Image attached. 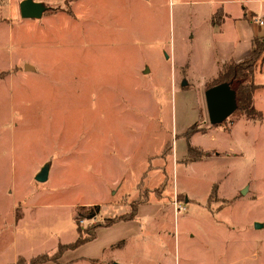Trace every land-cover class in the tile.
Instances as JSON below:
<instances>
[{
    "label": "rangeland",
    "instance_id": "obj_1",
    "mask_svg": "<svg viewBox=\"0 0 264 264\" xmlns=\"http://www.w3.org/2000/svg\"><path fill=\"white\" fill-rule=\"evenodd\" d=\"M23 1L0 0V264L54 256L78 228L145 206L139 238L84 258L114 229L43 264H264V64L262 119L212 126L205 100L215 41L200 27L225 0H33L40 19Z\"/></svg>",
    "mask_w": 264,
    "mask_h": 264
},
{
    "label": "crops",
    "instance_id": "obj_2",
    "mask_svg": "<svg viewBox=\"0 0 264 264\" xmlns=\"http://www.w3.org/2000/svg\"><path fill=\"white\" fill-rule=\"evenodd\" d=\"M256 1L264 4V0ZM225 2V4L223 2H214L213 7L208 13L206 24L200 27V37L203 38L206 35L210 37L208 45L212 44V39L215 41L212 44L211 50H209L210 53L207 55L208 60L205 61L210 63V67L214 72L212 77H208L207 82L209 80L213 81L217 77L220 68L224 64L229 62L240 63L249 59L252 54L254 40H264V25L261 26L257 21L258 18L264 19V7L257 12L247 6L249 0H225ZM194 37H197V34L193 35L191 39H194ZM200 62H202L200 58L197 60L192 58L186 64L183 62L182 65H185L182 68L195 67ZM207 82L205 84H208ZM99 206L102 213L103 208L101 205ZM149 209L153 208L145 206L143 209H139L135 220L117 222L110 227L98 228L95 240L89 243H94V241H97V237L102 236L103 233L114 231V229H123L125 234L114 240H109L108 238L101 247V254H91L84 256V258H100L104 254V251L119 242L139 238L142 233V227H140L138 221L143 217L149 218L152 216L150 215L152 210ZM116 215L106 218H115ZM106 218L104 217V219ZM89 243L84 245L87 246Z\"/></svg>",
    "mask_w": 264,
    "mask_h": 264
},
{
    "label": "trees",
    "instance_id": "obj_3",
    "mask_svg": "<svg viewBox=\"0 0 264 264\" xmlns=\"http://www.w3.org/2000/svg\"><path fill=\"white\" fill-rule=\"evenodd\" d=\"M259 62V68H261V66L264 64V40L255 39L251 57L240 63L229 62L224 64L220 68L217 77L207 85V89L224 83L228 84L230 88L236 93V111L244 113L246 117L252 120L262 119V113L257 111L254 106V94L257 89L260 88V85L256 83L255 78ZM191 133L192 132L186 133L187 139H189V137L192 135ZM195 150L196 149L194 147L189 145L188 154L191 156ZM193 161H196V159ZM83 208L84 210H86L85 208L89 209L86 213L79 214L78 216H83L87 219L95 218L100 212L99 205ZM134 216L135 215H133V217ZM133 217L127 220H132L134 219ZM124 218L128 217L123 215L115 218H106L104 221L84 230L78 228V238L75 242L70 244H61L58 246L57 252L53 254L54 256H49L48 254L39 255L37 257H33L27 264H43L48 261H54L59 255H62L67 250H74L84 244H87L88 242L95 240L96 231L98 228L110 227ZM24 263L22 261L17 262V264Z\"/></svg>",
    "mask_w": 264,
    "mask_h": 264
},
{
    "label": "water",
    "instance_id": "obj_4",
    "mask_svg": "<svg viewBox=\"0 0 264 264\" xmlns=\"http://www.w3.org/2000/svg\"><path fill=\"white\" fill-rule=\"evenodd\" d=\"M47 8L33 0H24L20 4V13L23 19H40L43 17ZM205 100L208 110L209 121L212 126L224 123L237 109L236 93L226 83L214 86L205 93ZM50 164L45 165L36 175L38 183H46L49 180ZM245 189L242 194H245ZM263 225L256 223V228L260 229ZM117 264V263H114Z\"/></svg>",
    "mask_w": 264,
    "mask_h": 264
},
{
    "label": "built area",
    "instance_id": "obj_5",
    "mask_svg": "<svg viewBox=\"0 0 264 264\" xmlns=\"http://www.w3.org/2000/svg\"><path fill=\"white\" fill-rule=\"evenodd\" d=\"M257 21H258V23L261 25V26H263L264 25V19H257ZM180 209L182 210L183 208L182 207H180Z\"/></svg>",
    "mask_w": 264,
    "mask_h": 264
}]
</instances>
